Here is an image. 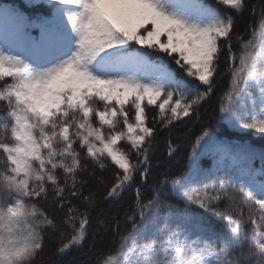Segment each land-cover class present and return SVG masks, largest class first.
<instances>
[{
  "label": "snow or ice",
  "instance_id": "6c2138e0",
  "mask_svg": "<svg viewBox=\"0 0 264 264\" xmlns=\"http://www.w3.org/2000/svg\"><path fill=\"white\" fill-rule=\"evenodd\" d=\"M256 140L264 3L0 0V264H264Z\"/></svg>",
  "mask_w": 264,
  "mask_h": 264
},
{
  "label": "trees",
  "instance_id": "16d2710c",
  "mask_svg": "<svg viewBox=\"0 0 264 264\" xmlns=\"http://www.w3.org/2000/svg\"><path fill=\"white\" fill-rule=\"evenodd\" d=\"M249 5L252 4H261L264 3V0H248ZM249 19H254L250 15V9L246 10L244 12L243 17H241L238 21L237 24V29L240 31L244 30L245 25L247 24V21ZM248 37L245 36V39ZM155 58V57H153ZM229 77L225 75L222 79L221 86L222 87H227ZM219 90V89H218ZM184 126H181V130L174 131L171 135V138L177 143V144H182L186 143L188 136L187 132L182 131ZM189 130H197L194 128L193 125H188L187 126ZM244 139H247V137H243ZM167 139V134L165 133L164 136L161 138L160 143L154 150V160L153 163L155 164L156 160H159L160 163H164L165 160L167 159V151L165 147V141ZM257 145L264 143V141H253ZM135 187V186H134ZM134 187L132 189H129L127 192L123 194V198L115 203V204H105L104 201H101L100 205L98 207L103 208L105 210V215L108 216L109 214H112L115 216L116 219H121L123 217V214L125 210H127L130 205L132 204L135 191ZM143 194L146 196V198H150V189H145ZM95 231V228L93 229ZM121 231H123V223H121ZM110 239V236L106 235L104 244L107 245L108 240ZM54 241H49L46 244L45 248V264H47V257L51 256L52 253L54 252ZM87 245L83 249H73L69 255H66L63 260L61 261V264H69V261H71V264H94L95 261V255L89 254L86 250ZM55 258V257H53Z\"/></svg>",
  "mask_w": 264,
  "mask_h": 264
}]
</instances>
